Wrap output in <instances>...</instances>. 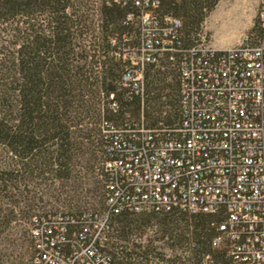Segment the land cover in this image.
<instances>
[{"label":"trees","instance_id":"1","mask_svg":"<svg viewBox=\"0 0 264 264\" xmlns=\"http://www.w3.org/2000/svg\"><path fill=\"white\" fill-rule=\"evenodd\" d=\"M157 1V18L180 21V50L147 63L136 88L123 79L141 42L134 0H0V264H14L13 222L28 224L33 264L35 217L107 211L115 141L183 123V53L219 0ZM258 23L250 38L262 34ZM97 197L102 210L89 209ZM223 220L180 208L111 211L104 251L111 264H232L226 245L213 244Z\"/></svg>","mask_w":264,"mask_h":264},{"label":"built area","instance_id":"2","mask_svg":"<svg viewBox=\"0 0 264 264\" xmlns=\"http://www.w3.org/2000/svg\"><path fill=\"white\" fill-rule=\"evenodd\" d=\"M134 4L141 42L123 79L139 88L147 63L180 50V21L157 18V0ZM257 18L256 39L243 35L227 48L201 40L184 50L183 123L115 141L105 163L107 211L35 217L33 264H111L104 251L111 211L172 208L223 214L213 244L226 245L232 264H264V0Z\"/></svg>","mask_w":264,"mask_h":264},{"label":"rangeland","instance_id":"3","mask_svg":"<svg viewBox=\"0 0 264 264\" xmlns=\"http://www.w3.org/2000/svg\"><path fill=\"white\" fill-rule=\"evenodd\" d=\"M258 25L257 0H219L203 22L199 37L213 47L232 46L241 36L249 35ZM99 199V197L96 200L91 199V205L89 204L88 208L94 209L93 204L98 207ZM46 209L50 210L51 205H48ZM97 210L102 208L98 207ZM46 211L41 210V212ZM24 221L20 219L18 222H13V226L7 230L10 232L9 236L16 239L15 246L9 245L8 248L9 252H12L11 261L13 260L14 264H31V237L28 231L22 232L28 229V224ZM166 253L167 257L172 254L171 250L167 249ZM165 264L170 263L165 262Z\"/></svg>","mask_w":264,"mask_h":264},{"label":"crops","instance_id":"4","mask_svg":"<svg viewBox=\"0 0 264 264\" xmlns=\"http://www.w3.org/2000/svg\"><path fill=\"white\" fill-rule=\"evenodd\" d=\"M230 46V45H229ZM229 46H218L217 48H227Z\"/></svg>","mask_w":264,"mask_h":264}]
</instances>
